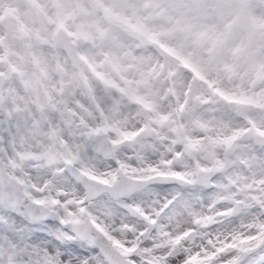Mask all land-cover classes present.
<instances>
[{"label":"snow or ice","instance_id":"1","mask_svg":"<svg viewBox=\"0 0 264 264\" xmlns=\"http://www.w3.org/2000/svg\"><path fill=\"white\" fill-rule=\"evenodd\" d=\"M0 264H264V0H0Z\"/></svg>","mask_w":264,"mask_h":264}]
</instances>
